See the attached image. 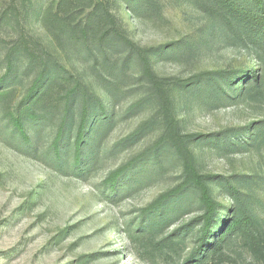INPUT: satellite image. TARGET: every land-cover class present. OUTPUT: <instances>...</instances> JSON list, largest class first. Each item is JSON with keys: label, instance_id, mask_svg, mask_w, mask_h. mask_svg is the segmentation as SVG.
Segmentation results:
<instances>
[{"label": "rangeland", "instance_id": "374dc122", "mask_svg": "<svg viewBox=\"0 0 264 264\" xmlns=\"http://www.w3.org/2000/svg\"><path fill=\"white\" fill-rule=\"evenodd\" d=\"M59 1L50 3L56 7ZM114 1L113 14L138 47L181 41L193 48L190 56L151 64L160 79L188 81L167 87L176 104L172 129L182 137L178 149L185 146L188 158L168 143L158 145L169 131L160 113L163 103L150 94L137 64L111 65L100 78L42 26L26 24L86 88L90 112L99 114L87 119L76 163L82 103L74 105L82 95L74 94L66 107L54 91L45 100L46 112L43 103L33 107L46 119L30 123L23 109L28 103L22 104L26 87L3 84L0 264H264V1L263 9L254 0ZM141 2L144 9L133 11ZM222 2L242 4L239 10L255 20V34L229 25ZM20 12H25L22 0H0V42L20 35L11 29ZM112 56L115 61L127 54L121 48ZM5 72L0 68V78ZM207 72L209 84L224 95L220 103L210 86L193 95L190 84ZM201 96L207 97L204 102ZM10 113L24 118L29 141L16 133ZM62 118L60 147L69 149L57 157L50 148ZM189 170L208 189L204 204L214 201L209 227L201 191L185 185ZM115 174L120 180L110 189Z\"/></svg>", "mask_w": 264, "mask_h": 264}, {"label": "trees", "instance_id": "16d2710c", "mask_svg": "<svg viewBox=\"0 0 264 264\" xmlns=\"http://www.w3.org/2000/svg\"><path fill=\"white\" fill-rule=\"evenodd\" d=\"M47 1L48 4L43 6ZM113 1L114 0H60L58 5L54 7V4L50 3V0H22V6L25 12H20L17 15L16 13L14 14L13 23L16 24H13L11 27L15 32L20 31V35L14 42H9L7 44L0 42V68L6 70L3 77L0 78V89H2L4 83L10 84V87L15 86L17 83L26 87V93L22 99V104L28 103L23 109H27L25 114L28 117L27 121L30 123H37L36 121L39 119H46L43 113L34 111L33 107L36 104L43 103L42 109L43 112H46L44 110L45 100L50 98L54 91L58 93V98L62 102H65L66 107L70 104L71 97L76 93H80L83 100L78 98L74 105L77 106L82 103L80 108L81 123L78 127L74 144V157L77 163L79 154L82 150L81 147L84 139L83 132L86 129L87 119L99 113L95 115L90 112L92 106L90 101L88 102L89 94L86 88L78 81L77 77L71 75L65 66L59 63L57 59L58 56L56 55V57L41 43L39 38L31 35L29 29L27 30L25 27L26 24L34 28L42 26L55 38L60 48H72V51L77 53L76 56H78L79 59L81 57L80 61L82 64L89 65L90 70L96 73L100 78H105L104 75L108 73L111 65L122 63L126 69L131 65L137 64L141 70L140 79H144L150 86V94L156 96L159 101L163 103L160 113L166 122V130L169 129V131L165 132L164 137L158 141V145L168 143L174 147L181 156L188 158V156H185L188 155L185 146H183L182 149H178L182 137L177 136L174 129H172L174 123L172 117L174 112H176V104L169 97L167 88L171 84L176 85V87H184L185 84H188V81L182 82L175 79H160L154 75L151 64L157 61V59L160 61H167L169 59L177 60L190 56V54L193 53V48L190 49V47H187L185 43L181 41L162 48L142 49L138 47L131 40L129 30L126 28L123 20L113 14ZM118 1L119 0H115L114 3L120 4ZM263 1L264 0H254L253 2L255 4L257 3L258 6L263 9ZM39 5L42 6L40 10H37ZM241 5L242 4L234 5L228 2L223 4V6L227 8V13H230L227 23L229 25L237 23L249 36H251L255 34L253 33V29L257 25L254 23V18L250 17L248 11H244L242 8V10H239ZM30 7H32L31 12H29ZM144 7V2H141L140 4L138 3L137 6L134 5L133 9H131L133 11H138L144 9ZM122 13L125 14L124 11ZM121 48L122 54H127L125 59L120 57L115 61H111L114 49L118 50ZM132 56H135V58H132ZM31 77L32 80L29 85V79H31ZM194 79L192 80L196 81L195 84H193L194 82L190 84L195 85L194 90H192L193 95L204 93L210 86V88H212L210 95H214V100L219 103L224 100L222 91L219 90L215 84H209L210 81H212V76L209 72L196 76ZM192 80H190V82ZM103 89L110 93L109 89ZM114 90L119 91V87L114 88L113 91ZM10 93L12 92H2L5 97ZM206 98L207 97L201 96L198 100L204 102ZM98 99L100 98L98 97ZM98 103L100 104L99 109H102L104 102L98 100ZM111 104L114 103L110 102V105ZM7 116L11 125L17 128L18 131L16 133L20 135L23 140L29 141L30 138L25 130L26 122L24 123V118H17L13 113L7 114ZM58 129V134L51 143L50 149L57 157H61L60 153L62 149H69V147L65 146L63 148L60 147L66 129L65 118H62ZM256 136H259V134ZM189 139L191 140L194 138L189 137ZM80 163L76 165L79 167ZM187 166L186 164V167ZM188 177L185 185L190 183L194 184L197 189L199 188L201 191V194H199L200 201L204 204L203 200L210 195L207 194V187L200 179H197L193 175V171L192 173L190 170L188 171ZM114 179L116 180L114 181ZM118 180H120V176L115 174V176L109 180V188L112 189L114 185H117ZM213 202L214 201H209L207 204H204V207L207 209L205 218L207 219L208 227L212 225L211 219L215 211V204ZM157 208H159V206ZM226 234L227 233H225L222 238L225 237Z\"/></svg>", "mask_w": 264, "mask_h": 264}]
</instances>
